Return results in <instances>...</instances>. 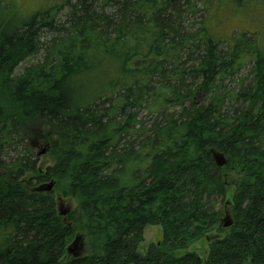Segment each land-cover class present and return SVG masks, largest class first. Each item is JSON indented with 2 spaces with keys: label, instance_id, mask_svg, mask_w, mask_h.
I'll list each match as a JSON object with an SVG mask.
<instances>
[{
  "label": "trees",
  "instance_id": "trees-1",
  "mask_svg": "<svg viewBox=\"0 0 264 264\" xmlns=\"http://www.w3.org/2000/svg\"><path fill=\"white\" fill-rule=\"evenodd\" d=\"M225 1L264 2L58 0L15 24L0 17V264H264V44L241 28L224 37L217 16L182 24L193 5ZM44 30L45 61L32 63ZM245 67L249 78L227 91ZM143 107L158 115L149 129L136 119ZM122 134L144 137L131 153ZM49 181L50 192H32ZM56 195L74 204L65 221ZM149 227L159 246L143 245ZM212 230L223 236L207 255L176 256ZM79 233L87 254L72 259Z\"/></svg>",
  "mask_w": 264,
  "mask_h": 264
},
{
  "label": "rangeland",
  "instance_id": "rangeland-1",
  "mask_svg": "<svg viewBox=\"0 0 264 264\" xmlns=\"http://www.w3.org/2000/svg\"><path fill=\"white\" fill-rule=\"evenodd\" d=\"M6 9H0V17L4 20L12 21L13 24L20 22L22 19H26L27 17L31 16L34 11L39 9V7L42 6H47L53 2H56L58 0H6ZM74 1H72L73 3ZM258 3H263V4H258ZM193 5V4H192ZM224 8H229L233 9L235 13H224L223 9ZM43 9V8H42ZM215 9V13H213V10ZM193 12L191 10L188 11V13L183 17L182 19V24L185 28H198L202 22V20H205V23L207 24L209 18H214L217 16L219 19L222 20V25L221 27L224 26L223 34L224 37H229L231 36L232 33H234L237 29L236 28H241L236 31L237 34H240L241 31L243 32H248L251 34L260 33L259 36V42L264 44V2H255V3H250L247 4L246 6L244 5L240 9H235L228 1L222 2L220 8H213L209 9L208 11L200 4H195L193 5L192 8ZM41 11V9L39 10ZM68 9L63 8L56 16V25L64 26L65 25V20L67 17ZM239 16V18L237 16ZM242 16V17H241ZM251 16L252 18H250ZM209 23V22H208ZM236 29V30H235ZM188 30V29H186ZM46 31H42L39 37V48L37 50L36 55L32 58V63H42L45 61V52L47 49L48 45V40L49 38L52 37V34H47L44 35ZM226 35V36H225ZM20 68H23L24 66L21 64ZM17 72V71H16ZM19 72V70H18ZM24 72V71H23ZM22 74V71L20 72ZM248 79L249 78V67L243 68L239 74H235L234 76H230L225 80V89L227 91H231L235 85L239 84L243 79ZM246 81V80H245ZM174 111L173 108H169L167 110L168 114H172ZM138 116L136 117L137 122L140 123V127L142 126L144 129H149L155 122H158L159 119L157 118V114H151L148 109L146 108H141L140 110H137ZM139 126V125H138ZM137 126V127H138ZM129 134H122L120 136L121 141L119 142V148H122V145L126 141L131 142L132 147L131 149L129 148V151L133 153L137 147L138 143L136 141L142 140L144 137L143 135L138 136L137 135H130ZM123 137H126V139H123ZM42 144V143H40ZM43 147V145L40 146H35L33 148V158L36 159L37 162V167H43L42 169L45 171V168L50 166L52 164L51 159L49 158L48 155H44L40 158H36V154L39 151V149ZM128 150V149H126ZM213 154H216L214 152ZM14 153H10V157H14ZM8 160V159H6ZM39 185V184H38ZM37 186L36 184L33 185L32 187ZM232 193V189L230 190V194ZM226 202L223 200L220 201V199L215 200L213 203V211L219 214V222L218 224L221 225V228L223 227V222L220 221V218L224 219L226 216L225 211L227 210L226 208ZM230 219H233L230 216ZM215 229H218V225L214 226ZM228 229V228H225ZM211 234H219L222 235V233H217L215 230L211 231L210 233H207V235ZM206 235V236H207ZM74 238H79V242L81 244L80 252L77 256L83 257L84 255L87 254V244L85 240V236L81 233L76 234ZM143 245L148 246L149 244H156L159 246L161 240H162V235H161V229L159 227H149L145 229L143 233ZM73 241V240H72ZM209 250L208 243L206 241H200L194 243L192 246H190L187 250L184 251H179L176 253V256H182L185 253H190V252H195L197 255L200 257H204L207 254V251Z\"/></svg>",
  "mask_w": 264,
  "mask_h": 264
},
{
  "label": "water",
  "instance_id": "water-1",
  "mask_svg": "<svg viewBox=\"0 0 264 264\" xmlns=\"http://www.w3.org/2000/svg\"><path fill=\"white\" fill-rule=\"evenodd\" d=\"M47 150H48L47 148L41 149V151L37 154V157L46 154ZM213 160L218 167H223L225 165V159L220 154H214ZM52 188H53V182L45 185H40L35 189V192H49L52 190ZM56 211L59 216L66 217V215L71 211V205L70 203L65 204L63 200L58 198L56 201ZM223 221H224L223 224L224 228L231 225L229 217H226ZM77 252H78V240L74 241V243L71 244L70 247L67 249V253L72 256H76Z\"/></svg>",
  "mask_w": 264,
  "mask_h": 264
},
{
  "label": "bare ground",
  "instance_id": "bare-ground-1",
  "mask_svg": "<svg viewBox=\"0 0 264 264\" xmlns=\"http://www.w3.org/2000/svg\"><path fill=\"white\" fill-rule=\"evenodd\" d=\"M51 182H53V181H49V182L42 183V184H39V185H37V186H34V187L32 188V192H35V189H36L37 187H39L40 185L49 184V183H51ZM53 187H54V182H53ZM229 220H230L231 225H232V220L230 219V216H229ZM223 224H224V222H223ZM231 225H230V226H231ZM230 226H228V227H226V228H229ZM206 237H210V238H211V241H212V240L218 239V238H219V235L211 234V235H207ZM211 241H210V242H211Z\"/></svg>",
  "mask_w": 264,
  "mask_h": 264
}]
</instances>
